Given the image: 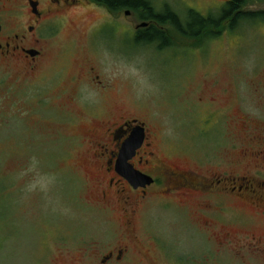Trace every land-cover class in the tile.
<instances>
[{
  "label": "rangeland",
  "instance_id": "374dc122",
  "mask_svg": "<svg viewBox=\"0 0 264 264\" xmlns=\"http://www.w3.org/2000/svg\"><path fill=\"white\" fill-rule=\"evenodd\" d=\"M149 1L158 12L167 7L185 21L189 10L203 17L217 16L228 0ZM91 9L93 15L104 16L98 7L71 14L68 26L54 40V55L65 46L72 51V40H78V58L69 64H79L80 57L96 51L94 62L105 73L128 79L123 95L112 99V107L117 115L126 112L143 121L151 118L160 127L158 147L169 165L192 170L194 152L197 157L208 156L210 163L204 165L203 173L212 163L230 162L239 104L260 113L252 90L244 86L264 81V19L245 22L234 31L227 29L208 43L183 38L182 46L191 43L202 51L181 48L180 61L174 62L171 50L152 45L133 46L125 55L119 39L113 47L109 39L89 47L83 29L75 27ZM246 11L264 12V0L252 2ZM174 65L180 67L181 78L175 75ZM190 70L197 74L185 82L194 79L196 84L203 72H209L190 99L206 97L226 109L225 135L203 137L189 132L198 127L190 126L185 112L189 96H179L176 86L180 80L183 87ZM31 81L17 80L0 70V264H100L121 244L130 245V252L122 262L108 264H264V249L243 251L239 247L244 243L222 249L218 242L220 229L233 231L243 242H249L252 234L264 237V219L257 210L231 198L224 202L225 211L204 215L197 204L201 195H165L142 209L133 233L127 232L123 210L98 200L97 175L89 164L90 137L76 132L77 124L55 120V110L45 105L50 83ZM73 112L77 114L72 108ZM134 232L138 241L132 240Z\"/></svg>",
  "mask_w": 264,
  "mask_h": 264
},
{
  "label": "flooded vegetation",
  "instance_id": "af4514ba",
  "mask_svg": "<svg viewBox=\"0 0 264 264\" xmlns=\"http://www.w3.org/2000/svg\"><path fill=\"white\" fill-rule=\"evenodd\" d=\"M91 7L100 8L104 16L93 15L91 9L85 12L86 16L81 18L75 30L83 29L89 47H96L98 41L105 39H109V45L113 47L119 39V46L122 45L124 51L121 46L120 50L125 55L129 54V50L133 51V46H148L137 44L136 40L149 31L158 30L167 39L163 51L171 50L174 62H179L181 48L202 51L188 42L182 46V36L187 39L185 41L206 40L208 43L211 27L206 25L199 39L187 37L181 28L183 20L173 10L168 8L177 19L168 18L161 24L154 18L142 19V9L118 6L116 0H0V70L7 71V74L23 82H32V79L35 85L37 82L50 83L45 105L49 106V110H55L54 119L77 124L80 128L75 129L76 132L90 137L92 151L88 163L97 175L98 200L110 208L120 207L123 210L124 227L132 233L141 210L154 199L165 195L180 194L186 198L202 196L197 204L204 215L225 211L224 202L231 198L241 205L256 209L264 219V81H253L250 86H244L252 90L260 113L255 114L239 104L235 120L238 125L236 143L231 147L233 158L230 162L212 163L203 173L204 165L210 163L208 156L197 157V152H194L192 170L169 165L162 158L158 147L160 127L151 118L143 121L126 112L117 115L116 109L112 107V99L123 95L122 87L129 82L128 79H117L114 72L112 75L105 73L98 62H94L96 51L93 56L88 54L80 57L79 64H69L78 58V51L75 50L79 47L78 40H72V51L70 47L65 49V46L54 55V40L68 26L69 16L77 10ZM87 18H92V21H85ZM204 20L208 21L209 16L205 15ZM152 46L158 47L156 44ZM110 54L115 55L113 51ZM56 61L61 64L54 65ZM174 66L177 68L174 70L175 75L181 78L180 67ZM196 74L197 71L190 70L184 82ZM201 75L199 84L193 79L181 87L180 80L177 81V94L189 96L185 112L188 113L190 126L198 127L189 132H196L203 137L219 132L225 135L222 129L228 123L226 109L206 97H200L196 102L191 100L202 88V83L207 81L209 72ZM71 107L76 109L77 114L71 113ZM137 130L142 131L143 141L122 161L123 145ZM129 175H138L145 181L149 179L151 184H138L129 179ZM134 233L132 240L138 241L139 237ZM217 233L222 249L230 247L229 244L239 246L242 243L244 245L239 248L243 251L262 252L264 249V237L256 234L250 235L249 242H243L233 231L220 229ZM130 248V245L121 244L116 252L109 251L103 256L100 264H108L113 260L122 262Z\"/></svg>",
  "mask_w": 264,
  "mask_h": 264
},
{
  "label": "trees",
  "instance_id": "16d2710c",
  "mask_svg": "<svg viewBox=\"0 0 264 264\" xmlns=\"http://www.w3.org/2000/svg\"><path fill=\"white\" fill-rule=\"evenodd\" d=\"M254 1L259 0H228L225 7L217 16H209V20L205 21L204 17L194 10H189L186 21H181V28L187 37L191 36L199 39L200 33L205 32L206 25L211 27V36L214 39L219 37L225 30L234 31L241 24L251 22L255 19H264V12H249L246 7ZM118 6H129L133 8H140L143 10V18L145 20L155 19L161 24H164L165 19L171 18L176 20V15L164 9L162 12H156L153 4L149 0H116ZM184 37L182 36V40ZM167 39L164 38L163 33L158 30L149 31L144 37L136 40L137 44H146L151 46L158 45L159 50H163Z\"/></svg>",
  "mask_w": 264,
  "mask_h": 264
},
{
  "label": "water",
  "instance_id": "95a60500",
  "mask_svg": "<svg viewBox=\"0 0 264 264\" xmlns=\"http://www.w3.org/2000/svg\"><path fill=\"white\" fill-rule=\"evenodd\" d=\"M142 141H143L142 131H138V130L135 131L131 135L130 139L123 145V149L121 151V160L125 161L127 157L131 155L134 152V150L140 146ZM129 179L135 181L138 184L139 183L151 184V180L148 179V181H145L142 177H139L138 175H129Z\"/></svg>",
  "mask_w": 264,
  "mask_h": 264
}]
</instances>
